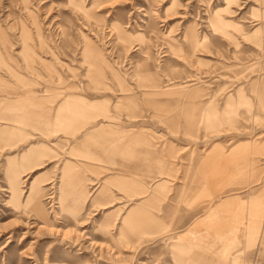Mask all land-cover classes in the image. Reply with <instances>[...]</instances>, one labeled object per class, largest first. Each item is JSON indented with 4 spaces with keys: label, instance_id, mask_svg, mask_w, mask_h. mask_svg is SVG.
<instances>
[{
    "label": "rangeland",
    "instance_id": "rangeland-1",
    "mask_svg": "<svg viewBox=\"0 0 264 264\" xmlns=\"http://www.w3.org/2000/svg\"><path fill=\"white\" fill-rule=\"evenodd\" d=\"M0 264H264V0H0Z\"/></svg>",
    "mask_w": 264,
    "mask_h": 264
},
{
    "label": "crops",
    "instance_id": "crops-1",
    "mask_svg": "<svg viewBox=\"0 0 264 264\" xmlns=\"http://www.w3.org/2000/svg\"><path fill=\"white\" fill-rule=\"evenodd\" d=\"M78 112H79V110H77V113H78ZM33 117H35V119H37V118H36V117H37V115H35V116H33ZM138 218H139V217H138ZM148 220H149V219H148V218H146V217H145V218H143V219H142V218H140V224H141V222H143V221L145 222V221H148ZM149 221H150V220H149Z\"/></svg>",
    "mask_w": 264,
    "mask_h": 264
}]
</instances>
